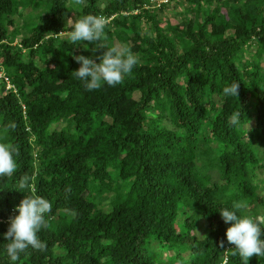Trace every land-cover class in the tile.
I'll list each match as a JSON object with an SVG mask.
<instances>
[{
    "label": "trees",
    "instance_id": "16d2710c",
    "mask_svg": "<svg viewBox=\"0 0 264 264\" xmlns=\"http://www.w3.org/2000/svg\"><path fill=\"white\" fill-rule=\"evenodd\" d=\"M159 1L0 0V65L14 86L0 79V142L19 149L0 177V264H13L3 233L25 174L52 211L46 248L15 264H242L220 210L243 201L264 220V0H180L177 24ZM88 14L109 21L108 46L138 58L114 87L89 91L71 74L74 55L103 50L56 37ZM234 82L239 96H225Z\"/></svg>",
    "mask_w": 264,
    "mask_h": 264
},
{
    "label": "clouds",
    "instance_id": "9594fccd",
    "mask_svg": "<svg viewBox=\"0 0 264 264\" xmlns=\"http://www.w3.org/2000/svg\"><path fill=\"white\" fill-rule=\"evenodd\" d=\"M85 0H71V5L81 6ZM107 21L104 16L82 15L71 18L66 17V29L68 40L72 44L84 43L85 50L93 53H102L95 58L85 55H74L73 59L81 66L73 71L72 77L83 82L86 90H98L105 84L114 87L123 82L126 75H130L138 63L137 56L126 47L120 45L108 46L105 28ZM60 32V34L65 33ZM58 36V35H56ZM55 37V36H54ZM90 45L94 47L89 48ZM99 60V62H97ZM239 83H232L223 88L225 96H239ZM238 120V114L229 118V123ZM15 124L9 123L5 131L14 129ZM19 155L17 146L10 142H0V177H12L16 172L17 163L15 156ZM33 178L23 175L14 189L25 193V197L15 207L18 215L9 217V227L3 233L5 240V251L10 260L15 264L20 259V254L26 252L30 247L36 250H44L46 245L42 243L39 233L50 227L46 217L52 211V204L46 198L35 194L32 188ZM31 194H27V193ZM246 202L234 201L231 210L224 208L220 210L222 219L226 224H231L226 230L227 242L233 256H239L242 264H249L254 255L264 257V229L261 224L264 220L245 214ZM1 221V220H0ZM3 222H5L3 220ZM1 223V222H0ZM224 248V241L219 243Z\"/></svg>",
    "mask_w": 264,
    "mask_h": 264
},
{
    "label": "rangeland",
    "instance_id": "374dc122",
    "mask_svg": "<svg viewBox=\"0 0 264 264\" xmlns=\"http://www.w3.org/2000/svg\"><path fill=\"white\" fill-rule=\"evenodd\" d=\"M167 0H165V1H159V3L160 2H166ZM179 1L180 0H170V2L168 3V7H167V9L164 11V16H165V19H164V21H170V22H172L173 24H177L178 22H180V18L178 17V13L179 12H181L182 11V9L180 8V5H179ZM153 2H157V0H153ZM181 2H184L185 4L187 3V1H181ZM159 4L158 3H156V6H158ZM181 6H183V5H181ZM185 6H187V4L185 5ZM28 12L30 13L31 12V10H28ZM22 21L20 22V26H22ZM164 25V24H163ZM166 25H164L163 27H165ZM148 27H150L149 25L148 26H146V25H144L143 26V28L144 29H147ZM68 31H70V30H68ZM66 33L62 36L63 38H68V36H67V31H65ZM116 45H120V46H122V47H124L123 45H121L120 43H116ZM254 50H255V47L251 50V52H250V50L248 49V47H244V53H245V57L246 58H250L251 56H252V54L254 53ZM262 67L264 68V61H263V63H262ZM261 179L262 178H264V175H260L259 176ZM111 196V195H110ZM107 200H105V202H106ZM103 208H104V210H106L107 212H109V211H111L112 210V208H111V206L110 205H103L102 206Z\"/></svg>",
    "mask_w": 264,
    "mask_h": 264
},
{
    "label": "built area",
    "instance_id": "2783aa9c",
    "mask_svg": "<svg viewBox=\"0 0 264 264\" xmlns=\"http://www.w3.org/2000/svg\"><path fill=\"white\" fill-rule=\"evenodd\" d=\"M112 19V18H111ZM110 19V20H111ZM109 22V21H107ZM63 32V31H62ZM66 33V32H65ZM65 33L63 34H58L59 37H62ZM57 37V36H56ZM0 68H1V65H0ZM0 79L3 80L5 83H6V86H7V89L10 90V89H14V86L11 84L10 82V79L7 77L6 75V72L1 68L0 70ZM0 222H3V220H1ZM227 260V259H226ZM226 263V261H225Z\"/></svg>",
    "mask_w": 264,
    "mask_h": 264
}]
</instances>
